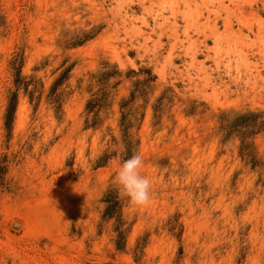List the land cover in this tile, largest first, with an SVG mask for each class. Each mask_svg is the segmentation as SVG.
Segmentation results:
<instances>
[{"label":"rangeland","instance_id":"obj_1","mask_svg":"<svg viewBox=\"0 0 264 264\" xmlns=\"http://www.w3.org/2000/svg\"><path fill=\"white\" fill-rule=\"evenodd\" d=\"M15 53L43 93L34 107L18 90L8 130ZM63 60L73 64L55 113L45 92ZM104 61L156 75L132 130L151 181L144 206L112 180L128 80L102 124L84 127L77 80ZM165 88L155 124L151 104ZM229 110H264V0H0V264H264V130L241 153L237 136L218 131ZM106 149L117 153L95 166ZM111 188L123 249L115 219L102 216Z\"/></svg>","mask_w":264,"mask_h":264},{"label":"trees","instance_id":"obj_2","mask_svg":"<svg viewBox=\"0 0 264 264\" xmlns=\"http://www.w3.org/2000/svg\"><path fill=\"white\" fill-rule=\"evenodd\" d=\"M81 42L82 40L68 42L65 47L76 46ZM64 63L65 60L53 71L55 72L61 68L45 92V101L51 105L55 113L61 110L63 96L66 93L61 87L68 80L69 71L73 64L70 63L64 66ZM9 64L12 69L15 89L9 93L4 111V122L8 130L13 119L18 90L20 88L22 89V93L28 96V100L33 103L34 107L37 106L43 93L42 81L35 79L33 75L20 76L21 66L23 64V56L21 54L15 53ZM35 69L37 67L33 68V70ZM124 80L129 81V86L127 87V94L120 97L117 101L119 139L114 135H111L110 138L113 144L119 142L121 145L119 152L121 162L138 153L139 139L134 137L132 130H137L140 126L144 116L147 97L152 92L156 75L152 73L150 67H139L137 70L129 68L124 72L118 68L117 64H110L104 61L101 63L99 69L88 74L83 86L82 82L84 80L82 78H79L76 84L77 88H82L87 94L83 105V113L85 116L84 127L94 129L102 124L103 117L100 114L101 112L106 113L111 108L118 91V86ZM167 89H163L151 104L152 115L156 118L155 124L159 122ZM138 99H141V103L139 104L136 102ZM263 130L264 110H229L227 113H222L219 117L218 131L221 132L223 139H228L232 135L237 136L239 139V150L246 155H251L249 152L251 146L247 142V139ZM116 153L117 149L112 151H107L106 149L95 160V166L105 165ZM101 200L104 202L102 216L115 219L114 231L117 236L115 247L117 249H123L124 230L121 229L122 221L120 217L122 202L118 197L117 189H108Z\"/></svg>","mask_w":264,"mask_h":264},{"label":"clouds","instance_id":"obj_3","mask_svg":"<svg viewBox=\"0 0 264 264\" xmlns=\"http://www.w3.org/2000/svg\"><path fill=\"white\" fill-rule=\"evenodd\" d=\"M143 160L139 153L123 160L112 177L120 194L133 206H144L151 199V181L140 174Z\"/></svg>","mask_w":264,"mask_h":264},{"label":"bare ground","instance_id":"obj_4","mask_svg":"<svg viewBox=\"0 0 264 264\" xmlns=\"http://www.w3.org/2000/svg\"><path fill=\"white\" fill-rule=\"evenodd\" d=\"M215 12H216V10H215ZM207 16H208V15H207ZM225 19H226V18H225ZM226 20H227V19H226ZM227 21H228V20H227ZM227 21H226V22H227ZM224 23H225V22H224ZM228 24H229V23H228ZM225 27H226V26H225ZM239 31H240V30H239ZM217 34H218V33H217ZM219 35H220V34H219Z\"/></svg>","mask_w":264,"mask_h":264}]
</instances>
